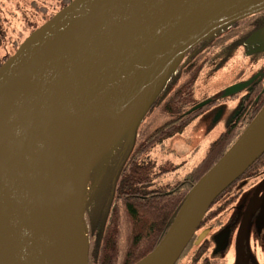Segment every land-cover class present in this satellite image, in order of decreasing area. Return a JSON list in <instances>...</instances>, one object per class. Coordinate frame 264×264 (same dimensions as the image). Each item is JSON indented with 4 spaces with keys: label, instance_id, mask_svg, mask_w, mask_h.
Here are the masks:
<instances>
[{
    "label": "water",
    "instance_id": "95a60500",
    "mask_svg": "<svg viewBox=\"0 0 264 264\" xmlns=\"http://www.w3.org/2000/svg\"><path fill=\"white\" fill-rule=\"evenodd\" d=\"M263 11L264 0H72L33 31L0 67V264H42L51 251L40 229L48 218L35 202L45 195L39 176L53 173L59 162H51L47 151L37 154L43 136L39 140V127L29 130L35 124L24 126L27 117L54 104L82 119L113 103L135 104L112 142L110 122L87 134L75 165L67 210L70 206L75 229L86 236L88 264L86 204L97 164L123 137L137 136L169 76L190 51ZM250 43L258 45L255 53L264 51V27ZM263 154L264 106L194 186L160 244L137 264H177L195 237L199 247L211 233V228L198 231L214 202ZM262 180L239 230L238 264H247L244 236L264 199Z\"/></svg>",
    "mask_w": 264,
    "mask_h": 264
},
{
    "label": "trees",
    "instance_id": "16d2710c",
    "mask_svg": "<svg viewBox=\"0 0 264 264\" xmlns=\"http://www.w3.org/2000/svg\"><path fill=\"white\" fill-rule=\"evenodd\" d=\"M70 2L71 0L61 2L57 11ZM33 5L36 9L37 4ZM39 9L47 12L45 7ZM55 13L49 16L44 14L41 18L39 17V20H35L34 29L36 30L48 21ZM209 41L211 40L208 39L202 43ZM181 62L168 80L181 67ZM189 66L188 64L185 68V74L180 82L174 85L168 95H165L167 80L144 118L137 136L133 139L125 136L140 146L133 157L139 153V157L143 160L140 163H134L130 170H126V167L120 176L114 195L109 194L110 179L114 174L113 158H116L113 152L122 146L121 140L125 137L95 167V174L98 170L97 175L103 178L99 181L98 188L95 187V191L88 195L86 204L85 221L88 224L89 239L88 264H137L150 254L169 232L194 186L244 132L245 129L223 133L210 146L205 159L197 165L193 172L176 181L171 189L157 185H155L157 188H154V184L150 182L160 175L159 172L156 173V168L160 169L155 156L157 149L175 135L182 133L184 125L180 121V115L185 111L187 102L192 99L191 94L195 85L197 87V83L203 78L202 75L199 76L197 70L195 73L192 72ZM257 175L264 177V154L214 202L202 222L201 229L207 228L208 225L214 228L221 223L223 226L221 220L223 215L240 195V191H236L235 187L240 182L255 178ZM190 246L191 251L183 264L188 262L197 264L203 255L204 261L201 264H211L207 257L209 239L199 247ZM193 256L197 259H189Z\"/></svg>",
    "mask_w": 264,
    "mask_h": 264
},
{
    "label": "flooded vegetation",
    "instance_id": "af4514ba",
    "mask_svg": "<svg viewBox=\"0 0 264 264\" xmlns=\"http://www.w3.org/2000/svg\"><path fill=\"white\" fill-rule=\"evenodd\" d=\"M9 16L12 19L7 14L4 15L0 2V50L3 49L2 38L5 37L6 30L10 29L12 32H17V23L13 21L19 18L16 13H11ZM28 25H31L33 30L30 33H32L35 30L34 21L29 20ZM263 27L264 11L220 30L211 36L209 39L211 41L202 43L193 49L183 59L180 64L181 67L168 80L164 90L165 95H168L174 85L180 82L188 64L190 65L188 68L191 67L192 72L195 73L197 70L199 76H203L197 83V87L195 85L192 90V99L187 102L185 111L180 115V121L184 125L182 133L175 135L170 141L161 144L157 149L155 156L160 169L156 168V173L159 172L160 175L150 182L154 184V188H157L155 185L168 187L169 189L174 187L176 181L193 172L197 165L205 159L210 146L223 133L246 129L262 109L264 106V51L255 53L258 45L250 43V38ZM20 44L19 37L13 40L10 52L6 55H0V63L3 64L11 53L19 48ZM14 47L16 48L14 49ZM234 88L236 90H233ZM229 100H238L237 105L233 110L223 112L221 106H224ZM218 117H221V121L225 123L224 130L209 144L205 155L198 162H192L193 150L183 154L184 150L180 148L183 144L177 145L176 138L181 137L179 139H183L184 146L188 148L191 139L184 138L187 130L191 126L197 127L202 124L210 127ZM121 142L122 146L113 152L116 158H113L114 174L111 176L109 184L110 195L115 194L120 176L126 167V170H130L133 168L134 163H140L143 160L142 157H139V153L136 157H133V154L140 148L136 142L129 140L127 137ZM121 148L122 150H120ZM170 157L175 163H172ZM95 171L96 168L91 174L88 195L95 191V187L98 188L99 181L103 178H99L97 175L98 170L96 174ZM207 228L213 229L209 225ZM190 245H193V243Z\"/></svg>",
    "mask_w": 264,
    "mask_h": 264
},
{
    "label": "rangeland",
    "instance_id": "374dc122",
    "mask_svg": "<svg viewBox=\"0 0 264 264\" xmlns=\"http://www.w3.org/2000/svg\"><path fill=\"white\" fill-rule=\"evenodd\" d=\"M0 2L2 4L4 15L7 14L8 17L12 19L9 15L11 13H16L19 18L18 20L13 21L17 23V32H12L10 29L6 30L5 37L2 38L3 49L0 50V55H6L10 52L13 40L17 37L20 38V42L22 43V41L31 34L30 32L33 29L31 28V25H28L29 20H33L35 23V20H39L44 14L45 16H49L53 12L55 13L59 4H61V1L59 0H0ZM34 3H36L39 8H47V12H44L37 7L35 9V6L33 5ZM25 17L27 18L25 19ZM16 47H14V49ZM14 52L15 51H13L10 56H12ZM237 101L238 100H229L224 106H221V110H223V112L225 110H233L237 105ZM221 117L216 118L215 122L210 127L203 124L197 127L191 126L184 135V138L191 139L190 146H188L189 149L184 146V140L179 139L181 137L176 138V141H178L176 142L177 145L183 144L182 147H180L184 150L182 152L183 154L188 153L189 150H193L192 162H198L205 155L209 144L224 130L225 123L224 121H221ZM49 129L51 132L43 138L41 148L37 149V154L39 156H46V149H48L50 150L49 159L51 162H54L55 160H53L52 157L60 151L65 153L70 147V144L66 140L58 138L60 135L57 134V128L55 125L49 124ZM169 159L172 160L171 157ZM66 160H69V158L64 156L62 162H59L58 164L60 165ZM51 162H46L45 165L53 166L54 163ZM172 163H175V161L172 160ZM262 178L261 175H257L255 178L240 182L238 186L235 187L236 191H240V195L223 215L221 220L224 225L221 226V223L219 226L214 227L208 235L209 252L207 257H209L211 264H238L237 238L239 230L248 207L263 182ZM85 226L87 230L88 227L86 222ZM201 230L202 229H200V231ZM190 251L191 246L189 245L181 259L178 261L179 264H183V262L186 261L187 255L189 256L188 253ZM244 251L247 264H264V199L258 203L256 212L248 225L244 236ZM189 259H197V257L193 256V258L190 257ZM202 261H204V255L201 257L200 261L198 260L197 264H201ZM189 263L190 262L186 264Z\"/></svg>",
    "mask_w": 264,
    "mask_h": 264
},
{
    "label": "bare ground",
    "instance_id": "6f19581e",
    "mask_svg": "<svg viewBox=\"0 0 264 264\" xmlns=\"http://www.w3.org/2000/svg\"><path fill=\"white\" fill-rule=\"evenodd\" d=\"M134 109L135 104L121 101L82 119L66 107L54 104L39 109L25 120L24 126L35 124L29 130L39 127V140L51 132L49 129V124H51L57 127V134L60 135L58 138L70 144L65 153L60 151L52 157L57 162H62L64 156H67L69 160L60 164L50 175L41 172L39 176L42 182L41 189L45 195L38 199L35 205L41 204L42 211L47 215L48 219L41 224L40 229L41 233L51 242V251L42 257V264H85L87 239L85 234L75 229L70 214L71 207L69 206V211L67 210L71 193L69 187L80 160L79 153L87 142V134L102 122L111 123L112 142L125 126ZM59 130L62 132L59 133ZM46 151L49 153L50 150ZM40 162L43 160L41 159ZM48 181L54 182L55 186H51Z\"/></svg>",
    "mask_w": 264,
    "mask_h": 264
}]
</instances>
